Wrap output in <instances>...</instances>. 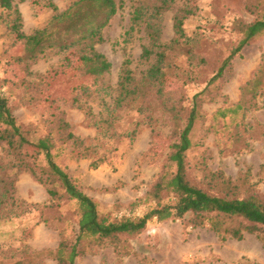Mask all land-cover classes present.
<instances>
[{"label":"rangeland","instance_id":"374dc122","mask_svg":"<svg viewBox=\"0 0 264 264\" xmlns=\"http://www.w3.org/2000/svg\"><path fill=\"white\" fill-rule=\"evenodd\" d=\"M49 1L64 10L72 0H15L23 15L25 33L50 20L53 11L45 6ZM117 1L122 5L105 27L104 41L97 44L110 60L111 70L100 78L104 87L101 94L82 98L95 118L73 102L72 65L66 63L64 55L52 54L38 60L30 66L29 73L17 58L22 55L23 46L8 34L1 19L0 76L18 123L29 128L33 137L53 132L58 163L83 192L100 202L101 212L134 218L142 217L155 206L154 201H144L145 195L168 165L170 146L186 124L194 96L205 88L210 76L237 45L241 25L251 22L255 14L247 8L248 0H192L198 10L185 21L188 49L192 52L172 59L179 67L177 74L167 79V105L149 91L145 115L151 118L139 117L141 124L134 137L113 136V129L123 132L136 127L135 111L121 109L109 135L95 121L107 115L108 106L117 97L125 62L131 61L130 68L138 79L148 66L140 58L148 43L144 26L127 33L135 7L143 0ZM183 4L184 0H177L164 13L162 41L169 42L174 37L173 16ZM262 61L264 35L246 45L201 98L203 116L197 119L191 133L194 147L187 152V168L194 183L216 194L227 189L220 179L212 178V172L230 178L239 194L253 184L264 196V96L258 98L257 108L244 115L215 118L219 109L241 99L243 86L259 73ZM61 112L69 130L83 141L81 147L59 138L57 118ZM42 158L37 163L30 161V165L45 179ZM99 160H103L99 167H91L92 162ZM13 163L6 145L0 143V176H4L2 167L12 173ZM38 176L22 170L11 180L9 195L12 193L17 206L9 212L11 205H3L0 264H58L54 250L64 240L76 241L78 225L73 201L65 196L52 198L47 184ZM134 202L137 204L132 206ZM192 218V214L166 221L153 218L136 235L86 245L75 264H264V245L257 233H247L242 239L223 238L207 225L195 226Z\"/></svg>","mask_w":264,"mask_h":264},{"label":"trees","instance_id":"16d2710c","mask_svg":"<svg viewBox=\"0 0 264 264\" xmlns=\"http://www.w3.org/2000/svg\"><path fill=\"white\" fill-rule=\"evenodd\" d=\"M176 1L143 0L135 7L127 33L130 34L141 25L144 26L148 43L143 46L140 58L148 66L138 79L130 68L131 61L125 62L118 82L117 97L108 106L107 115L95 121L105 135H109L120 118L118 112L128 108L138 115L133 121L136 127L123 132L113 129L112 135L134 137L137 127L141 124L139 117L148 116L145 115V99L151 90L163 99L165 106L167 105V79L173 74L176 75V68L179 67L172 59L179 54H191L185 21L198 10L192 0H184L183 6L177 9L173 16L174 37L171 41L164 42L163 15L172 9ZM121 5L122 2L117 0H72L66 9L60 10L54 2L49 1L45 6L53 11L50 20L27 34L23 31V15L15 0H0V19L5 22L8 34L23 46V53L17 58L29 73L30 66L38 60L52 54L64 55L66 63L72 65L70 85L74 91L73 102L85 109L90 117L95 118V113L89 105L82 102V98H91L103 92V82H100V78L111 70L112 64L108 57L98 50L97 44L104 41V29ZM247 8L254 12V19L241 25V37L237 45L210 76L205 88L194 96L186 124L181 129L178 140L170 146L168 165L145 195L144 201H154L155 206L142 217L118 218L102 213L100 202L83 192L67 169L58 163L53 132L33 137L29 128L18 123L10 109L5 81L0 76V143L6 145L8 154L14 160L11 165L12 173L2 167L4 176H0V217L5 209L3 205H11L9 212H13V208L17 206L12 193L9 195L10 186H13L11 180L22 170H30L38 176L30 161L37 163L42 156L47 177L44 179L38 176V179L47 184L48 193L52 198L65 196L73 201L77 213L78 234L75 243L64 240L53 252L58 264H75L76 257L88 244L123 235H136L153 218L166 221L183 219L188 214L193 215L192 223L195 226L207 225L223 238L242 239L247 233H257L264 245V196L256 191L253 184H248L245 193L239 194L237 185L230 178L221 173L210 172L212 178L220 179L227 189L223 194H216L194 183L187 168V152L194 147L191 133L197 119L203 116L201 98L209 93L208 87L212 86V83L222 78L236 55L246 45L264 35V0H248ZM258 70L260 74L255 75L243 86L241 99L232 106L219 109L215 118L234 119L258 107V98L264 96V79L261 78L264 74V61ZM173 109L174 107H171V110ZM59 116V138L65 142L72 141L75 147H81L83 141L69 130V124L64 117ZM148 118H151L150 115ZM82 156H87V153H82ZM102 162L103 160L94 161L91 167L97 168ZM7 198L11 199V203ZM136 204L137 202H134L132 206Z\"/></svg>","mask_w":264,"mask_h":264}]
</instances>
